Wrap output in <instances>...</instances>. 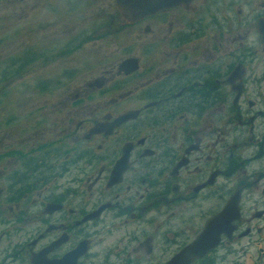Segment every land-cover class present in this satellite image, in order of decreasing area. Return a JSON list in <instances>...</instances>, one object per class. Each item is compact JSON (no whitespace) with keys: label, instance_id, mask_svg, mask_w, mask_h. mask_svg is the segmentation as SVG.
<instances>
[{"label":"flooded vegetation","instance_id":"1","mask_svg":"<svg viewBox=\"0 0 264 264\" xmlns=\"http://www.w3.org/2000/svg\"><path fill=\"white\" fill-rule=\"evenodd\" d=\"M120 26L138 40L134 55L114 77L73 96L72 111L101 105L95 119L68 116L60 125L59 139L75 146L46 151L55 157L45 163L46 179L59 157L83 168L69 188L44 190L42 198L53 199L41 204L35 225L24 228L28 212L12 210L13 226L2 234H14L0 247V264H33L35 255V264H167L231 198L229 235L188 264H264V0H187L132 23L121 18ZM131 58L133 67L122 66ZM95 91L101 102L89 103ZM116 102L125 110L112 117ZM83 120L99 131L77 133ZM21 163L28 174L17 184L35 189L28 183L35 163ZM10 187L12 201L25 196Z\"/></svg>","mask_w":264,"mask_h":264},{"label":"rangeland","instance_id":"2","mask_svg":"<svg viewBox=\"0 0 264 264\" xmlns=\"http://www.w3.org/2000/svg\"><path fill=\"white\" fill-rule=\"evenodd\" d=\"M119 23L121 18L114 0H0V247L5 241H12L14 232L7 234L6 239L5 233L2 234L13 226L12 210L28 212L24 228L35 225L41 204L53 199L49 193L43 199L44 190L69 188L72 185L69 179L83 168L85 162L79 159L63 162L59 157L54 160L56 164L59 162L55 171L59 174L46 179L49 174L45 163L54 164L55 158L46 151L72 144L59 139L60 125L65 126L68 116L80 120L92 117L101 106L98 104L102 95L95 91L88 95L87 101H99L94 104L98 106L84 103L80 110L72 111L69 103L73 96L86 94L91 82L108 75L114 77L117 64L134 55L138 40L130 28ZM38 53L44 60L38 58ZM114 97L115 94L107 98ZM116 103L119 107L112 105L116 110L112 117L125 110ZM81 123L79 134L95 127L90 121ZM41 150L47 154L39 156ZM21 162L35 163L30 166L32 172L28 177L29 185L35 184V189L24 192L27 186L17 184L27 172ZM14 171L13 180L12 176L7 180ZM39 173L45 174L39 178ZM12 181L13 189L28 197L15 193L12 201L9 192Z\"/></svg>","mask_w":264,"mask_h":264},{"label":"water","instance_id":"3","mask_svg":"<svg viewBox=\"0 0 264 264\" xmlns=\"http://www.w3.org/2000/svg\"><path fill=\"white\" fill-rule=\"evenodd\" d=\"M187 0H115V8L120 15V17L127 23H132L138 18L144 17L146 15H149L151 13H154L155 11H158L160 9L166 8L171 5L176 4H183ZM134 64V60L127 59L122 63V66H132ZM127 114L120 116L117 118L112 124H117L119 122H122L126 120ZM96 125L92 129L89 130L88 135L95 134L99 131L100 128ZM126 148L129 147V145H125ZM120 161L124 162V156ZM119 162H117L115 166V174L116 176L118 173H120L123 170L122 166H119L118 171L116 168H118ZM48 209L55 210V205L48 204ZM236 203L235 198L229 199V201L225 204L222 211L217 213V215H214L211 217L204 225L201 233L198 235L196 240L192 242L188 247H186L180 255H177L175 259L170 261L167 264H188L192 258L194 257H201L203 254H205L208 250L215 247L219 241L220 234L229 235L232 226H230V221L236 218ZM75 252V251H74ZM79 255V252H76L71 257L72 259H76ZM39 255L33 256V259L31 258V261L33 264H35L33 261L35 259H38ZM43 262L45 261L44 257L41 258ZM66 259H61L59 261H45L43 264H64ZM36 264H38V260L36 261Z\"/></svg>","mask_w":264,"mask_h":264},{"label":"bare ground","instance_id":"4","mask_svg":"<svg viewBox=\"0 0 264 264\" xmlns=\"http://www.w3.org/2000/svg\"><path fill=\"white\" fill-rule=\"evenodd\" d=\"M46 1V0H45ZM40 35V34H39Z\"/></svg>","mask_w":264,"mask_h":264}]
</instances>
